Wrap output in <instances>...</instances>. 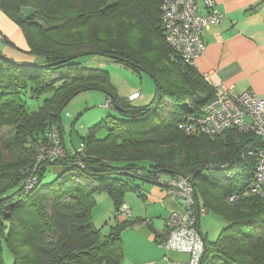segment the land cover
Returning <instances> with one entry per match:
<instances>
[{"label":"trees","instance_id":"obj_1","mask_svg":"<svg viewBox=\"0 0 264 264\" xmlns=\"http://www.w3.org/2000/svg\"><path fill=\"white\" fill-rule=\"evenodd\" d=\"M162 2L0 0V10L21 30L27 49L6 37L2 43L34 57H0V130L12 133L0 142V232L15 226L29 237L21 246L22 239L5 235L12 264H120L121 231L131 221H117L101 232L91 221L95 195L108 194L118 215L125 194L139 192L142 184L135 179L153 183L157 174L191 178L194 199L226 222L216 239L203 236L200 264H264V197L228 200L252 180L255 161L246 150L263 144L253 132L226 130L211 138L178 128L179 120L199 112L214 92L195 66L170 58L160 28ZM138 30L155 45L133 49ZM85 55H104L147 72L155 85L150 101L121 104L108 71L78 61ZM92 89L104 91L118 114L87 128L80 136L82 151L80 146L69 150L61 139L62 111L77 93ZM102 128L106 134L96 136ZM50 133L57 135L65 155L37 163V151L50 142ZM48 164L63 170L44 182ZM215 168L223 174L209 172ZM33 174L37 182L24 189ZM11 202L15 205L6 218L3 206ZM17 210H23L26 221L14 215Z\"/></svg>","mask_w":264,"mask_h":264},{"label":"built area","instance_id":"obj_2","mask_svg":"<svg viewBox=\"0 0 264 264\" xmlns=\"http://www.w3.org/2000/svg\"><path fill=\"white\" fill-rule=\"evenodd\" d=\"M213 3V0H163L160 28L171 50L170 58L194 66L205 49L202 32L224 17L222 12L213 9ZM134 91L127 95L129 99L134 100L138 96L139 90L136 94ZM213 92L199 112L186 114L179 120L178 128L187 135L205 134L211 138L226 130L253 132L259 136L263 146L246 150V154L255 161L253 181L228 195V200L235 201L249 195L264 197V97L249 91L237 93L231 86L223 85L213 87ZM48 140L50 142L38 147L37 163L65 155L64 147L57 142V135L50 133ZM36 182L37 175L28 176L24 189L31 188ZM153 184L161 187L168 197L182 201L180 208L170 211L166 217L165 235L160 245L166 250L186 254L187 259L167 260V264H199L204 252V239L197 221L208 212V208L194 199L191 178L184 175L166 178L157 174ZM117 213L129 217L131 210L122 204Z\"/></svg>","mask_w":264,"mask_h":264},{"label":"crops","instance_id":"obj_3","mask_svg":"<svg viewBox=\"0 0 264 264\" xmlns=\"http://www.w3.org/2000/svg\"><path fill=\"white\" fill-rule=\"evenodd\" d=\"M213 1V9L222 12L224 17L219 23L211 25L202 32L205 49L194 63L196 71L210 87L231 86L237 93L250 91L264 97V0ZM201 12L203 13L202 9ZM0 32L19 49H27L21 30L1 10ZM0 43L3 53L16 61H31L34 58L24 52L7 48L2 43V39ZM115 81L113 80L112 83L118 96L120 91L127 95L135 90V86L132 88L130 85L121 90L115 85ZM148 91L146 89L147 93L144 94L150 93ZM99 94L95 97L99 98V101H102V97L104 100L107 98L104 93ZM140 95L137 101L141 98L144 101L146 96L143 95V92L142 94L140 92ZM103 113V109H99L95 113L93 124L98 122L97 119L100 117V119L103 118ZM62 122L61 118L62 144L72 150L76 146L71 137H69V145H67ZM72 125V123L69 125V129L72 128ZM80 142L77 146H80L79 149L82 148ZM137 190L139 192L129 191L124 196V204L131 209L130 218L116 215L112 205L114 220L112 223L104 224L108 230L117 221L121 222L126 219L131 221L130 225L121 231L123 258L120 264H167L168 259L186 260V254L167 251L160 245V241L165 235V219L170 211L180 208V203L175 198L168 197L161 187L153 183L141 185ZM96 199L97 207L106 201V197ZM104 207L108 209L106 212L108 215L110 203L104 204ZM201 217L198 219V230L205 237L206 234H203L200 226Z\"/></svg>","mask_w":264,"mask_h":264},{"label":"rangeland","instance_id":"obj_4","mask_svg":"<svg viewBox=\"0 0 264 264\" xmlns=\"http://www.w3.org/2000/svg\"><path fill=\"white\" fill-rule=\"evenodd\" d=\"M134 34H135L136 39L134 42L133 41L131 42L133 49L138 48L140 46L149 47V46L155 45L154 40H151V37L148 34H146L144 31L138 30ZM1 35H2V33H1ZM3 37H5L4 34L2 35V39H3ZM15 42H16V40H15ZM1 45L2 44L0 43V47H1ZM1 54L6 56L4 53H1ZM150 59H152V57ZM78 61H80L85 66H90V67L91 66H95V67L99 66V67L107 70L109 75H110V82L113 80H116L115 85L121 90L126 89L127 86H129V85L132 88L135 86L134 89H140L141 94L143 92V95L146 96L144 98L145 100L143 101L141 98L138 101L137 100L133 101V104L134 103L145 104V103L150 101V99L152 98V96L154 94V86H155L154 81L147 72H143V71L135 72L125 65L122 66L115 61L109 60L104 55L80 56L78 58ZM146 89H148L149 90L148 92H150L147 95L144 94V93H147ZM99 93H104V95L106 96L105 92L102 90L92 89V90L80 91L65 106L64 110L62 111L61 118L63 119L62 123L64 126V136H65V141H66L67 145H69V143H68L69 137H71L72 142L76 147L79 145L80 136L86 134L87 127L95 122L94 121L95 117H93V116H95V113H97L99 111V109H103V111H104L103 117H105L108 114H111V115L112 114H114V115L118 114V113H116L118 110L115 109V106H114L115 103L111 98H108V97L105 98V100L107 99L106 100L107 102H105L104 97H102V101H99V98H95L97 94L100 95ZM89 95L91 96L90 98H89ZM123 95H126V93L120 91L119 96L121 97ZM121 98H123V97H121ZM121 98H120V100H121ZM26 99H27L28 106L30 108H32L33 107L31 105L32 101H29L28 98H26ZM76 117H78V118L75 120ZM100 118L97 120H100ZM71 123L73 125L71 126L72 128L69 129V125H71ZM95 134L98 137H103L106 134V129H104V128L99 129L96 131ZM9 135H12V133L10 134L9 128L3 127L0 130V142H2L3 137L9 136ZM2 149L4 152L5 158L10 159L12 156H10L8 154L9 148L4 146ZM81 149L82 148H80V151H82ZM62 170H63V166H61V165L48 164L46 166V171L44 173L43 181L49 182V181L53 180ZM209 172L213 173L216 176L223 174V170L219 169V168L212 169ZM135 183L142 184V186L147 185L146 182H143L140 179H135ZM208 191H211V190H208ZM211 192H215V191L212 190ZM99 194H101V195H99ZM95 197L98 199H102V198L106 197V201L104 202V204L108 205L110 203V211H109L108 215H106L107 214L106 212L108 209L104 207L103 203H101V205H99L98 207L95 205L93 208L94 211L92 209L93 219H91V221H92L93 225L96 226L97 228H100L101 232H107V227H105L104 224L106 222L112 223V221L114 220V212L112 209L111 199L108 196V194H106L105 192L96 193ZM96 204H97V199H96ZM96 207H97V209H96ZM12 209H11V211H12ZM11 211H10V215H11ZM14 215L21 217L25 221L27 220V217L26 216L24 217V215H23V210L15 211ZM104 215H106V217H104ZM6 218H8V217H6ZM200 226H201L203 234L204 235L206 234L205 237L208 240H214L218 236L220 230L224 226H226V222L223 221L219 215L213 213L212 211H209L206 214L202 215V217L200 219ZM5 235H7V236L14 235L17 238L19 237L20 239H22L20 241V245L22 244L23 239L27 238L29 240V237L27 234H24L23 231H20L15 226L12 228H9L7 230L5 229L3 231V233H2V231L0 232V259L2 260L3 264H12L13 263V256L10 253V251L6 245V242L4 239ZM23 249H25V248H23ZM167 251H172V250H167ZM173 252H177V251H173ZM177 253H181V252H177ZM182 254H184V253H182ZM24 255H28V251L26 253H24ZM168 260L169 261H175V259H168Z\"/></svg>","mask_w":264,"mask_h":264},{"label":"bare ground","instance_id":"obj_5","mask_svg":"<svg viewBox=\"0 0 264 264\" xmlns=\"http://www.w3.org/2000/svg\"><path fill=\"white\" fill-rule=\"evenodd\" d=\"M1 58H3V57H1ZM135 94L137 93L136 92V89H135ZM246 91H242V92H240V93H245ZM138 96H141L140 95V90H139V94H138ZM135 97L134 98V100L133 99H129V96H127V97H123V98H121V100H119V102L121 103V104H127V103H130V102H133V101H135V100H137L139 97ZM106 106V105H105ZM115 109H118V107L117 106H115ZM213 138V137H212ZM169 177H171L170 175H169ZM253 181V178H252V180H251V182ZM192 189H193V192H194V187L192 186ZM178 201H179V203L180 204H182V201L180 200V199H177ZM197 224H198V221H197Z\"/></svg>","mask_w":264,"mask_h":264},{"label":"water","instance_id":"obj_6","mask_svg":"<svg viewBox=\"0 0 264 264\" xmlns=\"http://www.w3.org/2000/svg\"><path fill=\"white\" fill-rule=\"evenodd\" d=\"M0 57H3L5 59H7V57L3 56V54H1V53H0ZM19 64H21V63H19ZM14 205H15V203L14 202H11V203L5 204L3 206V215L5 217H9L10 216V211L14 207Z\"/></svg>","mask_w":264,"mask_h":264}]
</instances>
